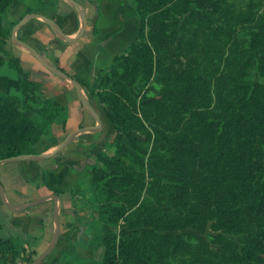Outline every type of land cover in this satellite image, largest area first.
<instances>
[{
	"label": "trees",
	"instance_id": "trees-1",
	"mask_svg": "<svg viewBox=\"0 0 264 264\" xmlns=\"http://www.w3.org/2000/svg\"><path fill=\"white\" fill-rule=\"evenodd\" d=\"M133 1L137 41L92 85L71 77L111 109L117 128L115 154L91 169L98 220L120 230L94 238L102 264H264V83L252 85L249 73L256 62L264 79V0L242 8L229 0ZM207 3L226 14L225 28L210 20ZM12 5L0 0L2 53ZM10 67L21 94H0V160L37 154L65 114L40 96L19 58ZM151 78L161 88L139 112L131 92ZM19 247L17 237L0 238V264L18 259Z\"/></svg>",
	"mask_w": 264,
	"mask_h": 264
},
{
	"label": "crops",
	"instance_id": "crops-1",
	"mask_svg": "<svg viewBox=\"0 0 264 264\" xmlns=\"http://www.w3.org/2000/svg\"><path fill=\"white\" fill-rule=\"evenodd\" d=\"M74 1L83 7L88 23L87 0ZM113 3L112 0L108 2V10L113 8ZM26 9L32 10L30 14L36 13L51 19L69 38H75L82 28L77 10L63 0H13V5L3 18L13 20L17 24L29 15L26 14ZM138 26L139 21L135 19V29H127L120 37L114 39L105 35L109 37L107 41H102V38L106 37L102 36V31L96 27L98 35L92 40L81 42V36L72 43H66L44 21L34 19L17 29L16 37L32 47L51 65L64 70L70 77H79L82 70L107 65L115 55H118L114 53L120 54L127 49L123 48L122 44L130 38V34L136 35ZM14 49L15 56L22 64L30 66L26 72L31 79L41 84L40 96L57 106L65 107L63 118L65 137L80 129V124L82 128L97 127L96 120L80 105L77 92L69 81L40 69L35 59L20 47L14 45ZM102 59L104 61L107 59V62L98 66L97 61ZM7 80L6 75L0 74V94L13 96L11 94L13 92L16 94L14 96H20V77L19 80L13 78L12 87L4 85V81ZM89 103L100 119V128L96 133H90L97 136L101 133L104 122L102 115L105 116L107 109L99 103L93 101ZM34 120L38 121V117ZM57 122L58 120L55 124ZM78 136L61 153L47 160L10 163L0 167V182L10 205H23L42 197L56 195L44 185L43 178L50 185L64 191L63 194L56 195L60 235L54 249L41 264H102L104 248L97 246L94 241L92 214L78 208L76 199L79 195L74 191V187L91 186L90 173L94 153L98 148V137L79 140ZM58 145L54 143L40 154L50 153ZM53 209L54 202L48 199L24 211L14 212L0 199V238L17 237L20 241L21 255L31 260L36 259L52 242L55 232Z\"/></svg>",
	"mask_w": 264,
	"mask_h": 264
},
{
	"label": "rangeland",
	"instance_id": "rangeland-1",
	"mask_svg": "<svg viewBox=\"0 0 264 264\" xmlns=\"http://www.w3.org/2000/svg\"><path fill=\"white\" fill-rule=\"evenodd\" d=\"M108 2H110V0L109 1L108 0H94V1L87 0L86 8L89 10L88 23L86 26L87 28L81 37V42H87L89 40H92L95 36H97L98 33H97L96 27L100 28V30L103 33L102 36L106 37L108 35L109 37H112L113 39L118 38L127 29H131V30L135 29V19H138L139 26H138V30L136 32V35L133 36V34H130V36H129L130 38H128V40H126L122 44L124 46L123 48H128L132 43H135L137 41V39L140 35V19H139V16L137 15V12L135 10V3L133 0H112V2H114L113 3L114 6L112 9L108 10L107 9ZM246 2H247V0H229V4H234L236 7H240V8H242ZM96 4H98V5H96ZM204 7L206 10V13H208V15H209L210 20L212 22H214L217 26L225 28L228 25V18L226 17V14L223 12V10L217 9L211 3L205 4ZM8 10L6 11V13L8 12ZM6 13L4 15H6ZM99 15H100V20L98 21ZM89 16H91V17L89 18ZM194 17L196 19H203L204 18V12L200 11V10H194ZM178 21H179V24L182 23V20H178ZM12 22L14 23V26H15L16 25L15 21L10 20L8 18L5 19V24L7 27H9ZM108 38L107 37L102 38V41H107ZM14 45L15 44L9 38L7 45L4 48V52L3 53L0 52V56H2L4 58L3 66L0 68V74L7 76L8 80L4 81L5 82L4 85H7V86L11 85V87H12V85H14L12 82L14 77L17 78V80H19V75L17 74V72L14 71L13 69H11V67H10V62L14 58H17L15 56L16 53L14 52L15 51ZM24 51H26V50H24ZM114 54H119V53H114ZM107 59H108V57H107ZM107 59H105V61L103 59L100 61H97L98 66H101L104 62H107L106 61ZM110 62L107 65L97 67L95 69H92V68L84 69L80 72L79 77L84 79L85 81L84 80L83 81L86 82L87 84L92 85L94 83V79H95V76L97 75L98 71L100 69H106L109 66ZM36 63H38V62L36 61ZM38 65H40V64L38 63ZM22 67H23L25 72H26V70H29V68H30V66L27 64H22ZM40 67H41L40 69H43V71H47L41 65H40ZM56 68L60 69L59 67H56ZM60 70L62 71V69H60ZM249 73H250L252 85H255L258 83H264V79L259 76V74L256 70V62H253L251 68L249 69ZM103 76L106 79H108V74H107L106 70L103 72ZM79 77H77V78H79ZM160 88H161V86L159 84H157L153 80V78H151L150 80H147L146 82H144V83L136 86L135 88H133L131 94H132L133 100L136 101L137 109L139 112H141V110L146 107L147 103L149 101H151L152 98H154L158 94ZM81 90H82L84 97L88 101H90V102L93 101V102L98 103L96 100L89 99L88 94L86 92V89L83 88L82 86H81ZM11 94L16 95L13 92H11ZM79 102H80V100H79ZM80 105L82 106L81 102H80ZM106 109L107 110L105 111V116H104V114L102 115L104 118L103 119L104 122L102 124L103 127L101 129V133L97 134V136H92L93 134H90L89 132H87V133H83L81 135L79 134V136L77 138V139L81 140V139H84L86 137H98V141H97L98 142V145H97L98 148H96V151L94 153V163H93L92 168L96 167V166H98V167L101 166L104 158L113 156L115 154V148L111 144V139L115 135L117 128L115 126L114 117L112 115L111 109L109 107H106ZM87 112L89 113V111H87ZM24 113L25 114L27 113V116L32 118L33 120L36 119V117H37V115L34 114L33 112L25 111ZM63 118L59 119L56 124L54 123L52 126V129H51L50 135L43 138L37 144V154H40V152L49 148V146H51L54 143L60 144L67 137V136L65 137L66 134L64 133V119ZM79 128L80 129L82 128L81 124L79 125ZM74 191H76V195H79V197L76 199L78 208L83 209L85 211H88L89 213L92 214L93 218L91 221V226L93 228V238H95V237L97 238V236L103 237L106 234L107 230H109V229L114 231V232L120 231L119 227H117V226L116 227H108L102 221L98 220L97 207H96V204L94 203V197H93L94 191H93L92 183H91L90 187H83V188L82 187H77V188L74 187ZM94 241L96 242L95 239H94ZM17 261L22 263V264H31L33 260H31L30 258H28L26 256L21 255V252H20V257L18 259L14 260V261H9L6 264H13Z\"/></svg>",
	"mask_w": 264,
	"mask_h": 264
},
{
	"label": "water",
	"instance_id": "water-1",
	"mask_svg": "<svg viewBox=\"0 0 264 264\" xmlns=\"http://www.w3.org/2000/svg\"><path fill=\"white\" fill-rule=\"evenodd\" d=\"M66 1L70 4H72L74 6V8L77 10V12L79 13L81 20H82V28L80 29L78 35L75 38H69L66 35H64V33L61 31V29L56 25V23H54L51 19L44 17L42 15L33 13V14H29L26 17H24L23 19H21L12 29L11 31V35H10V39L11 41L18 47L26 50L42 67H44L47 71H49L50 73H52L53 75L60 77L64 80L69 81L73 87L75 88L78 98L82 104V106L89 111V113L94 117V119L97 122V127H93V128H81L78 129L72 133H70L69 135H67V137L54 149V151L47 153V154H35V155H22V156H18V157H12V158H8V159H3L0 160V167L4 164H10V163H19V162H40L43 160H47L49 158H52L56 155H58L59 153H61L73 140L74 138L79 135L82 134L84 132H89V133H96V131L100 128V119L98 117V115L95 113V111L93 110L91 104L89 103V101L84 97L82 90H81V86L80 84L73 80L69 75H67L66 73H64L63 71H61L60 69L56 68L55 66L51 65L50 63H48L44 57L42 55H40L38 52H36L32 47H30L28 44H26L25 42L21 41L20 39H18L16 37V30L23 27L24 25H26L27 23H29L30 21L34 20V19H40L42 21H44L57 35L60 39H62L64 42L66 43H72L74 41H76L77 39H79L87 26V19H86V15L84 12L83 7L78 4L76 1L74 0H63ZM0 199L2 201V203L11 211L14 212H20V211H24L28 208L34 207L36 205H39L43 202H45L48 199H51L54 202V209H53V215H54V223H55V232H54V236L52 239V242L50 243L49 247L46 249V251H44L40 256H38L36 259H34L32 261L31 264H41L43 262V260L51 253V251L54 249L56 242L58 240V237L60 235V220H59V214H58V199L56 195H50L47 197H42L39 198L35 201H31L29 203L23 204V205H10L8 203V201L6 200L5 194H4V190L3 187L1 185L0 182Z\"/></svg>",
	"mask_w": 264,
	"mask_h": 264
},
{
	"label": "built area",
	"instance_id": "built-area-1",
	"mask_svg": "<svg viewBox=\"0 0 264 264\" xmlns=\"http://www.w3.org/2000/svg\"><path fill=\"white\" fill-rule=\"evenodd\" d=\"M13 264H22V263H20V262L17 261V262H15V263H13Z\"/></svg>",
	"mask_w": 264,
	"mask_h": 264
}]
</instances>
